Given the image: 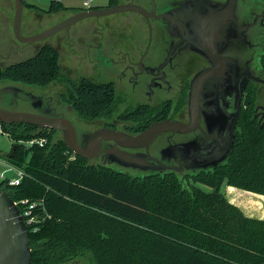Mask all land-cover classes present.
<instances>
[{
	"label": "trees",
	"instance_id": "obj_1",
	"mask_svg": "<svg viewBox=\"0 0 264 264\" xmlns=\"http://www.w3.org/2000/svg\"><path fill=\"white\" fill-rule=\"evenodd\" d=\"M61 11L76 9L51 1L42 10ZM260 62L264 73V54ZM3 82L40 88L60 82L65 87L61 101L86 122L115 113L113 84L71 80L50 46L31 59L0 67ZM255 98L250 85L228 160L183 179L174 173H125L75 156L53 130L2 125L17 146L6 160L24 176L17 186L0 187L20 213L21 201L35 204L32 216L37 222L27 226L29 264H69L84 251L93 254L96 264H264V220L246 217L221 191L226 185L229 193L252 198L248 202L253 208L261 206L258 199L264 201V128L253 116ZM155 112L138 106L117 119L129 123L130 133H138L155 120ZM39 137H47L49 143L44 147L19 143Z\"/></svg>",
	"mask_w": 264,
	"mask_h": 264
},
{
	"label": "flooded vegetation",
	"instance_id": "obj_2",
	"mask_svg": "<svg viewBox=\"0 0 264 264\" xmlns=\"http://www.w3.org/2000/svg\"><path fill=\"white\" fill-rule=\"evenodd\" d=\"M113 2L110 5L108 0L106 7L131 4L139 7L145 13L143 15L140 12L127 11L120 13L121 16L117 19L125 24H132L136 29L144 25L147 30L145 41L138 38L137 41L134 40L133 43H130L124 35L113 32L104 33L105 26L98 21L99 19H86L77 23L74 28L71 26L54 34L55 36L52 35L56 37L52 41L45 44L43 42L32 43V56L28 59L33 58L44 46H50L56 51L65 47L68 57L73 60L71 67H67L70 71H75L73 67H79L93 73L96 78H102V80H89L111 83L113 87L119 86L125 99L134 104L130 105L132 106L130 109L144 106L157 112L153 115L155 120L151 124L166 119L188 123L189 83L196 73L210 68L211 64L204 56L195 51L194 43L191 42L193 40L199 44V41L195 38L192 39L190 34L184 33V23H186V30L194 32L199 26L197 20H237V28L233 23L228 25L227 45L223 47L221 56L237 60L242 72L249 68L257 78L264 81L260 62L261 56L264 54V0H236L235 6L234 4L230 5L231 0H114ZM73 14H69L63 19L66 20ZM64 20L52 22L42 29L23 24L22 20L20 36L22 38L34 36ZM185 20H192V22L188 23ZM37 22L36 24H42L45 21L37 20ZM12 23L13 18L12 20H0V67L2 68L21 63L14 59L26 55V51H29L26 48L28 44L20 43L15 38ZM92 30L95 32L92 33ZM235 34L236 38H234ZM2 41L6 46L4 51L1 49ZM62 51L64 52L63 49ZM60 66L63 72L65 66L61 64ZM64 75L70 78L69 75ZM81 78L84 77L80 76L79 79ZM50 85L45 88L28 86L35 88L37 92L25 91L24 95H20L18 110L45 113L50 106L68 119H70V115L76 116L73 109L71 107L69 109L61 101V95L65 90L64 85L61 84L64 88L56 96L49 91ZM250 85L264 90V84L248 81L242 93L241 107L244 102L245 90ZM261 96L263 105L257 106L259 110L264 106L263 91ZM33 97L41 99V105L38 100H31ZM1 107L4 109L14 107L12 96L8 97L7 103H3ZM260 113V115H253L258 121L263 112ZM117 122L122 124L120 128L115 124H107L100 128H112L129 135L140 133H130L127 128L129 123L118 119ZM79 125L75 126L78 136L84 133L83 131L86 133L98 129L85 128L83 130ZM200 127L201 129H196L188 134H164L149 146L147 152L145 149L126 150L130 156L134 157L136 167L127 168V170L120 169V167L113 168L120 169L125 173L132 171L141 175L140 172L155 170L156 163L151 159L170 166L183 164L185 159H182V155L171 151V149L187 143H198L201 146L208 144L209 141L206 138L209 134L203 119L200 121ZM109 144L104 143L103 149H107ZM99 160L104 164L108 163L105 154H102ZM190 163H192L191 160L188 164ZM210 166L213 165H208V167ZM192 172L182 173L183 178ZM183 178L181 177V179Z\"/></svg>",
	"mask_w": 264,
	"mask_h": 264
},
{
	"label": "water",
	"instance_id": "obj_3",
	"mask_svg": "<svg viewBox=\"0 0 264 264\" xmlns=\"http://www.w3.org/2000/svg\"><path fill=\"white\" fill-rule=\"evenodd\" d=\"M13 1L12 31L15 38L20 43L25 44L43 41L59 31L68 29L86 19H98L127 11H136L145 15L139 7L131 4H118L98 9L86 8L48 30L28 38H22L20 27L23 1ZM235 3L236 0H231L230 5L233 6L234 4L235 6ZM185 21L192 22V20ZM197 22L199 26L194 32L186 30V23H184V33L190 34L192 39L195 38L199 41V44L193 42V40L191 43H194L195 51L204 56L211 67L196 73L189 83L188 123L166 119L152 123L136 135H129L123 131L104 127L92 132L85 133L83 131L84 133L78 136L74 123L65 115L57 113L50 106H48L49 110L45 113L18 110L20 95H24L25 91L34 93L37 90L20 83L3 82L0 83V124L11 126L20 123L35 126L38 130H53L66 148L75 156L88 161L97 160L103 166L120 167V169L127 170V168H135L136 162L134 157L130 156L126 150L145 149L147 152L149 146L164 134H188L196 129H201L200 121L203 119L209 134L206 138L209 141L208 144L201 146L198 143H187L173 147L171 151L181 154L182 159H185L183 164L170 166L164 165L156 159H151L156 163L155 170L151 172L142 170L143 172L140 173L141 175L174 173L183 178L182 173L188 174L189 171H193L192 174H196L223 165L234 144L242 93L246 84L248 81L264 84V81L257 78L249 68L242 72L237 60L221 56L223 47L227 45L228 25L233 23L237 28V20H197ZM234 38H236V34ZM10 96L13 98L14 107L10 109L2 108V104L7 103ZM31 100H38L40 105L42 103L41 99L36 97ZM261 110L263 113L258 123L260 128H264V122H262L264 106ZM79 127L83 130L88 128L83 125H79ZM104 143H110L111 145L109 144L107 149H103ZM16 149L17 146H12L11 154L8 156L9 159L13 157V152ZM102 154L107 156L108 163L104 164L99 160ZM190 160L192 163L188 164ZM210 164L213 166L208 167ZM129 173L139 174L132 171ZM30 259L31 251L27 226L20 215L18 207L0 187V264H29Z\"/></svg>",
	"mask_w": 264,
	"mask_h": 264
},
{
	"label": "rangeland",
	"instance_id": "obj_4",
	"mask_svg": "<svg viewBox=\"0 0 264 264\" xmlns=\"http://www.w3.org/2000/svg\"><path fill=\"white\" fill-rule=\"evenodd\" d=\"M29 1H32L34 4H36V6L41 8V11H42V10H46L48 8L50 1H57V0H29ZM68 1H69L68 3L70 5H76L75 7H79V9L80 8H89V7H101V8L104 7L105 8L108 5V0H93V2L89 3L87 7L84 6V2H86L87 0H68ZM12 4L14 6L13 0H0V20H12L13 13H14ZM64 12L65 11H61V13H64ZM54 14H56V15H54ZM58 14L59 15H57V13H53V14H51L52 15L51 17H46L43 20H55V21L64 20L63 18L69 15V14H60V12H58ZM46 15H48V14H46ZM119 16H121V15L115 14V15H110V16L98 18L99 19L98 21L101 22L105 26V29L103 31L104 33L113 32L116 34L124 35V37H126L130 43H133L134 40L137 41L138 38L142 39L143 41H145L147 39V37H146V31L147 30L145 29L144 25L139 27V29L133 28L132 24H125V22H121L120 20H117ZM25 17H24L23 24L26 21ZM114 19H116V20H114ZM74 26H76V24L73 25L72 27L74 28ZM8 29H9V23H8ZM91 32L94 33L95 31L92 30ZM26 33H27V31H26ZM52 37H49V38H47L43 41H40V42H43L45 44V43L52 41L53 39L56 38V37H53V38ZM61 37H62V35H61ZM3 41L1 42V49L4 51L6 49V46L4 45ZM54 42H55V40H54ZM31 46H32V44H28L26 46V48H28L29 51H26V55L16 57L14 59V61L22 62V61L28 59L29 57H31L32 56L31 55L32 54V49H31L32 47ZM61 48L64 50V52L62 51V49L57 51L58 57H59V63L61 65L65 66V68H63V73L66 75H69L71 80L76 81L80 78V76L84 77V78H88V79H93V80H95V79L102 80L101 77L96 78L93 73H90L89 71L83 70L79 67H73L75 71H70L67 67H69L73 63L72 62L73 60L70 57H68V55H67L68 53H67V51H65L66 50L65 47H61ZM99 78H101V79H99ZM61 84L62 83H60V82L52 83L49 87V91L52 92V94H54L56 96L59 93V91H62L64 88ZM114 89H115V94H116V98H117V104L114 107L115 113H113L110 118H100V119L94 120L92 122H86V121L81 120L77 115L74 117L70 115V120L74 123L75 126L77 124H80V125H83L85 127L90 128V129L100 128V127L107 125V124H115L116 127L120 128V126H122V124L117 122L118 114L132 108V106H130V105H134V104L125 99L124 94H123L122 90L119 88V86L114 87ZM262 91H263V88L259 89V87H255V94H256L255 99L256 100H255V105H254V109H253V115H260L261 114L260 112H262L257 107V106L263 105L262 96H261ZM126 102H129L131 104H127ZM67 107L69 108V106H67ZM255 109H256V111H255ZM262 122H264V121H262ZM13 143L14 142L11 140V138L9 137V135L7 133H1L0 132V159L1 160L7 159L6 157L10 153L11 148L13 146ZM0 170H3L2 166H0ZM7 175L12 176V174H7ZM182 182H184V180ZM228 187L229 186L224 185L222 187L221 191H222L225 199L227 200V202L229 204L237 207L246 217L264 220V201L263 200L256 198L262 204L259 207V209L253 208L252 206H250V204L248 202V199L250 197H247V196L241 197L240 195L237 196V193H229ZM202 189L205 190L206 192H209L207 189H205L203 187H202ZM236 190H240V189L236 188ZM241 191H243V190H241ZM244 192H247V191H244ZM255 195H258V194H255ZM259 196H262V195H259ZM239 197H241V198H239ZM250 199L253 200L252 198H250ZM69 264H96V262H95V259L93 257V254L91 252L84 251L73 262H71Z\"/></svg>",
	"mask_w": 264,
	"mask_h": 264
},
{
	"label": "built area",
	"instance_id": "obj_5",
	"mask_svg": "<svg viewBox=\"0 0 264 264\" xmlns=\"http://www.w3.org/2000/svg\"><path fill=\"white\" fill-rule=\"evenodd\" d=\"M0 132H3L2 124H0ZM19 143L23 144L25 147H31L33 145H37L38 147H44L49 143V139L47 137H39L33 138L29 141ZM0 166L3 167V170H0V184L4 183L7 186H17L19 185L21 179L24 176V173L21 169L17 168L7 160L0 159ZM7 174H12V176H8ZM23 207V212L20 213L22 216L26 226L34 225L37 220L35 217L32 216V209L35 207V204H29L27 200H23L20 202ZM14 204L18 207V204L14 202ZM20 212V211H19Z\"/></svg>",
	"mask_w": 264,
	"mask_h": 264
},
{
	"label": "crops",
	"instance_id": "obj_6",
	"mask_svg": "<svg viewBox=\"0 0 264 264\" xmlns=\"http://www.w3.org/2000/svg\"><path fill=\"white\" fill-rule=\"evenodd\" d=\"M24 3L26 4H30V5H34L36 6V4H34L32 1H29V0H22ZM58 2H60L63 6L67 7V8H71V9H76V10H83V9H86V8H80L79 7H75L76 5H70L68 2V0H57ZM51 2V1H50ZM65 2V3H64ZM67 2V3H66ZM93 0H87L86 2H84V6H88L89 3H92ZM50 4V3H49ZM13 6V4H12ZM37 7V6H36ZM49 7V6H48ZM90 9H98V8H101V7H89ZM104 8V7H102ZM13 11H14V6H13ZM75 14V12H67L65 11L64 13H61L60 14ZM56 15V14H54ZM53 15V16H54ZM57 15H59L57 13ZM26 16V17H25ZM52 15L51 14H48L46 15L45 13H43L41 11V8L37 7V9H31V8H28V7H24L23 5V13H22V20L24 21V17L26 18L25 20V23L26 25H32V27H39V28H44L45 26H48L50 23L54 22L55 20H43L45 19L46 17H51ZM37 20H42L45 21L44 23L42 24H36L38 23ZM35 24V25H34Z\"/></svg>",
	"mask_w": 264,
	"mask_h": 264
}]
</instances>
